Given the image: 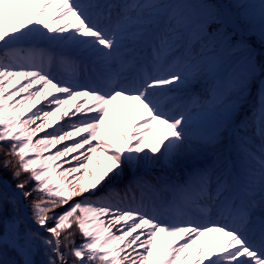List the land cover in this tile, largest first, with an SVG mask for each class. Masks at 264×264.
<instances>
[{
	"label": "snow or ice",
	"instance_id": "6c2138e0",
	"mask_svg": "<svg viewBox=\"0 0 264 264\" xmlns=\"http://www.w3.org/2000/svg\"><path fill=\"white\" fill-rule=\"evenodd\" d=\"M5 145L0 264H264V0H0Z\"/></svg>",
	"mask_w": 264,
	"mask_h": 264
},
{
	"label": "trees",
	"instance_id": "16d2710c",
	"mask_svg": "<svg viewBox=\"0 0 264 264\" xmlns=\"http://www.w3.org/2000/svg\"><path fill=\"white\" fill-rule=\"evenodd\" d=\"M7 151V146L5 145L4 146V150L3 151H0V173H2L5 177H7L12 183H17V181L15 180H12V171L9 170V169H4L3 168V164L5 162L6 159H11V157H6L4 155V152ZM13 163H15V161H13ZM28 174L25 173V174H22L21 177H20V180L24 181V180H28ZM33 187V183L32 182H29L28 185H27V188L30 189ZM33 198H36V194H33V197H29L28 200H27V203L28 205L31 204ZM30 209V212H31V208L29 207ZM58 212V210H57ZM73 231H75V229H73ZM76 239L79 238V234L77 233V235L75 236Z\"/></svg>",
	"mask_w": 264,
	"mask_h": 264
},
{
	"label": "rangeland",
	"instance_id": "374dc122",
	"mask_svg": "<svg viewBox=\"0 0 264 264\" xmlns=\"http://www.w3.org/2000/svg\"><path fill=\"white\" fill-rule=\"evenodd\" d=\"M120 103L122 104L123 102H120ZM73 163H75V161H73ZM67 166L68 165H65V167H67ZM130 177H131V172H129V171L126 170L125 171V174H124V178L120 182L113 183L111 185V187H114V188H117V189H122L128 183V180H129ZM60 211H63V209L62 208L61 209H58V212H60ZM217 235L218 234H213L212 235V239L214 240V238L217 237ZM81 239L82 238L80 236L77 239L75 237L76 244H79L81 242Z\"/></svg>",
	"mask_w": 264,
	"mask_h": 264
},
{
	"label": "bare ground",
	"instance_id": "6f19581e",
	"mask_svg": "<svg viewBox=\"0 0 264 264\" xmlns=\"http://www.w3.org/2000/svg\"><path fill=\"white\" fill-rule=\"evenodd\" d=\"M213 238H214V237H213ZM216 238H217V237H215L214 240H215ZM214 240H213V241H214Z\"/></svg>",
	"mask_w": 264,
	"mask_h": 264
}]
</instances>
